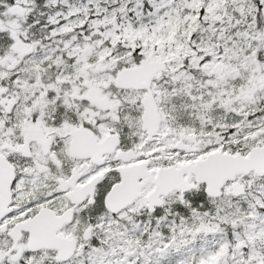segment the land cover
Masks as SVG:
<instances>
[{"label":"snow or ice","instance_id":"6c2138e0","mask_svg":"<svg viewBox=\"0 0 264 264\" xmlns=\"http://www.w3.org/2000/svg\"><path fill=\"white\" fill-rule=\"evenodd\" d=\"M0 264H264V0H0Z\"/></svg>","mask_w":264,"mask_h":264}]
</instances>
